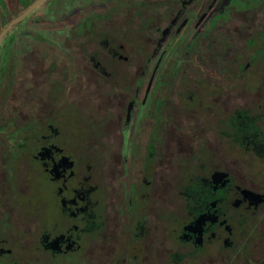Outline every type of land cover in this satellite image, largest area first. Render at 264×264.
Wrapping results in <instances>:
<instances>
[{
  "label": "flooded vegetation",
  "instance_id": "flooded-vegetation-1",
  "mask_svg": "<svg viewBox=\"0 0 264 264\" xmlns=\"http://www.w3.org/2000/svg\"><path fill=\"white\" fill-rule=\"evenodd\" d=\"M38 0H0V35ZM0 264H264V0H43L0 42Z\"/></svg>",
  "mask_w": 264,
  "mask_h": 264
},
{
  "label": "water",
  "instance_id": "water-1",
  "mask_svg": "<svg viewBox=\"0 0 264 264\" xmlns=\"http://www.w3.org/2000/svg\"><path fill=\"white\" fill-rule=\"evenodd\" d=\"M43 0H38L29 10H27L23 15H21L19 18H17L16 20H14L13 22H11L1 33L0 35V42L4 36V34L19 20H21L25 15H27L28 13H30L34 8H36Z\"/></svg>",
  "mask_w": 264,
  "mask_h": 264
}]
</instances>
